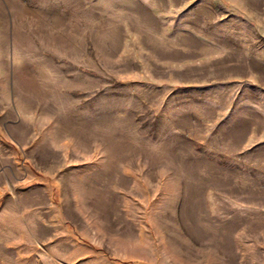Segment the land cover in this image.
I'll return each mask as SVG.
<instances>
[{
	"label": "rangeland",
	"instance_id": "rangeland-1",
	"mask_svg": "<svg viewBox=\"0 0 264 264\" xmlns=\"http://www.w3.org/2000/svg\"><path fill=\"white\" fill-rule=\"evenodd\" d=\"M0 264H264V0H0Z\"/></svg>",
	"mask_w": 264,
	"mask_h": 264
}]
</instances>
